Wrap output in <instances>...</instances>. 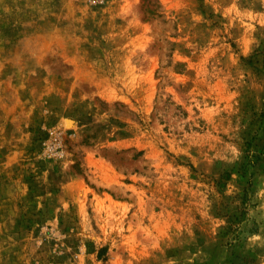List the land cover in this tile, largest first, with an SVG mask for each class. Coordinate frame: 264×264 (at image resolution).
<instances>
[{
  "label": "rangeland",
  "instance_id": "rangeland-1",
  "mask_svg": "<svg viewBox=\"0 0 264 264\" xmlns=\"http://www.w3.org/2000/svg\"><path fill=\"white\" fill-rule=\"evenodd\" d=\"M256 142L264 0H0V264H264Z\"/></svg>",
  "mask_w": 264,
  "mask_h": 264
},
{
  "label": "trees",
  "instance_id": "trees-1",
  "mask_svg": "<svg viewBox=\"0 0 264 264\" xmlns=\"http://www.w3.org/2000/svg\"><path fill=\"white\" fill-rule=\"evenodd\" d=\"M252 145H255V146H259L261 148H264V143L263 144H259V142H256V143H252Z\"/></svg>",
  "mask_w": 264,
  "mask_h": 264
}]
</instances>
